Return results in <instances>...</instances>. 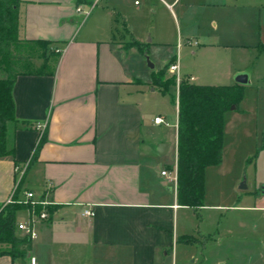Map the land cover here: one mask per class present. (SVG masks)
I'll return each instance as SVG.
<instances>
[{
  "label": "crops",
  "instance_id": "obj_1",
  "mask_svg": "<svg viewBox=\"0 0 264 264\" xmlns=\"http://www.w3.org/2000/svg\"><path fill=\"white\" fill-rule=\"evenodd\" d=\"M182 1L19 0L18 39L35 50L31 73L19 75L12 87L15 121L7 123L5 135L12 156L0 159V205L30 191L52 209L48 221L37 226L25 264L29 257L48 264L56 246H73L66 264H177L176 245L178 253L179 244L204 251L208 242H219L216 236L190 233L187 211L198 212L205 204L197 211L180 206L177 189L161 175L177 165L178 102L152 81L144 82L131 65L135 49L144 53L148 37L166 42L159 29L155 34L159 14L177 18L175 10H194L195 3L216 5L190 0L194 3L181 6ZM77 7L90 14L83 17ZM204 38L199 31L188 45L201 47ZM244 70L222 86L239 85L236 78L247 74ZM180 72L199 85L197 77L182 75L181 61ZM248 79L244 89L253 83L252 75ZM161 95L163 101L171 97L175 124L150 112V103ZM158 117L168 126L156 125ZM162 127L176 130L174 167L168 169L160 161L170 145L152 133ZM87 208L94 212L91 219L81 215ZM25 220L19 212L16 223ZM189 238L194 243H186ZM191 258L197 262V256ZM0 264L13 262L1 254Z\"/></svg>",
  "mask_w": 264,
  "mask_h": 264
},
{
  "label": "rangeland",
  "instance_id": "obj_2",
  "mask_svg": "<svg viewBox=\"0 0 264 264\" xmlns=\"http://www.w3.org/2000/svg\"><path fill=\"white\" fill-rule=\"evenodd\" d=\"M213 1L214 6L201 8L195 3L194 10H175L177 18L159 14L155 34L159 29L166 42L158 44L148 37L144 53L136 48L131 65L144 82H153V74L163 70L165 74L159 78L168 81L172 75L166 71L167 64L178 57L182 75L197 77L199 85L232 84L239 69L252 75L253 83L245 89L240 112L225 115L224 162L206 171L205 207L186 213L192 223V228L188 224L190 233L216 236L219 242H208L204 251L200 246L183 244H179L178 253L177 245L174 251L177 264H264V0ZM190 3L194 1L183 0L181 6ZM199 31L205 37L200 40L202 46L188 45L187 39ZM147 57L154 70L149 68ZM170 94L178 96V83ZM150 104L152 115L160 113L171 124L177 122L171 97L163 101L161 95ZM152 133L170 145L160 163L165 169L174 167L176 130L152 128ZM243 185L247 192L240 190ZM192 255L197 256L196 263H191ZM73 256V246H56L48 264H66Z\"/></svg>",
  "mask_w": 264,
  "mask_h": 264
},
{
  "label": "trees",
  "instance_id": "obj_3",
  "mask_svg": "<svg viewBox=\"0 0 264 264\" xmlns=\"http://www.w3.org/2000/svg\"><path fill=\"white\" fill-rule=\"evenodd\" d=\"M18 9L19 0H0V159L12 156L5 145L6 125L15 121L12 87L19 75L31 73L28 67L35 50L18 39ZM164 74V70L153 74V86L170 95L174 103L178 100V204L197 211L204 207L207 169L223 161L225 115L233 106L239 107L245 89L240 85H196L182 78L178 96L173 97L170 89L177 86L176 78L162 82L159 76ZM22 210L17 204L2 209L0 205V255L10 256L13 264H25L32 248L31 241L16 235V218ZM48 213H52L50 207ZM185 242L194 243L191 238ZM3 247L8 249L3 251Z\"/></svg>",
  "mask_w": 264,
  "mask_h": 264
},
{
  "label": "built area",
  "instance_id": "obj_4",
  "mask_svg": "<svg viewBox=\"0 0 264 264\" xmlns=\"http://www.w3.org/2000/svg\"><path fill=\"white\" fill-rule=\"evenodd\" d=\"M76 12L81 14L83 17H87L90 14V10H83L80 7L76 8ZM168 73L176 78L178 86L181 82V72H180V61L179 58L172 64L168 66ZM156 125H166L168 124L162 117L155 118L154 120ZM38 130H43L44 126H38ZM169 183H172L175 189H177L178 183V174H177V165L176 168L172 171L164 170L161 173ZM20 205L23 207V212L26 214V220L16 223V231L23 234L29 241L33 242L38 238L37 226L41 223L47 222L49 218L48 208L49 203L39 199L35 196L33 192L24 191L22 197L18 198L15 196L10 197L5 203L1 205V209L9 205ZM40 209L39 211L37 209ZM82 217L86 219H91L94 217V212L91 208L84 209L82 211ZM29 264H37L36 259L29 257Z\"/></svg>",
  "mask_w": 264,
  "mask_h": 264
},
{
  "label": "water",
  "instance_id": "obj_5",
  "mask_svg": "<svg viewBox=\"0 0 264 264\" xmlns=\"http://www.w3.org/2000/svg\"><path fill=\"white\" fill-rule=\"evenodd\" d=\"M147 60H148V66L150 69L154 70L155 69V66L151 63V61L149 60V58L147 57ZM236 83L241 85V86H246L248 83H249V79H248V75L247 74H239L236 78ZM236 107L233 106L231 108V110H235ZM162 147H165V146H162ZM240 190H247V187L245 185H243Z\"/></svg>",
  "mask_w": 264,
  "mask_h": 264
}]
</instances>
